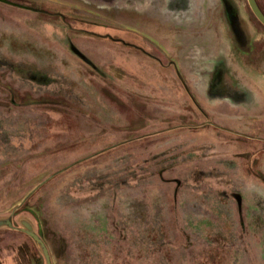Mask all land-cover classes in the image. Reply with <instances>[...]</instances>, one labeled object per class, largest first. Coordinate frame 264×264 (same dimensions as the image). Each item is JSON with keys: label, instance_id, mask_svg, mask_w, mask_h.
I'll use <instances>...</instances> for the list:
<instances>
[{"label": "rangeland", "instance_id": "rangeland-1", "mask_svg": "<svg viewBox=\"0 0 264 264\" xmlns=\"http://www.w3.org/2000/svg\"><path fill=\"white\" fill-rule=\"evenodd\" d=\"M8 1L0 217L46 180L15 220L52 264H264V26L248 1L194 18L169 0ZM237 9L247 24L228 22ZM93 23L107 59L86 53ZM34 243L0 229V264H45Z\"/></svg>", "mask_w": 264, "mask_h": 264}, {"label": "crops", "instance_id": "crops-1", "mask_svg": "<svg viewBox=\"0 0 264 264\" xmlns=\"http://www.w3.org/2000/svg\"><path fill=\"white\" fill-rule=\"evenodd\" d=\"M156 1L160 4L161 1H163V0H156ZM165 1H168V0H164V2ZM168 2H169L168 6L170 8V10H169L170 14H176V17L178 14H181V13H185L186 15H190L193 18L195 15L200 13L203 17V15H205L204 12H207L206 10H208L211 5H214L215 3L217 4V2L220 3V5H222L221 6L222 13L225 15V13L227 12L226 8H225V4H223L222 0H169ZM219 13H220V11H219ZM207 15H208V13H207ZM233 15H235L234 18L231 19L229 17L228 22H230V23L233 21L236 22L237 20L242 19L247 24V19H246V17L242 16V13L240 10L237 9L236 13L235 14L233 13ZM216 17H219V14L216 15ZM94 24L95 23H93V25ZM186 24H188L189 28L191 27V30H193L194 26H195V28L197 27V25L196 24L194 25V23L192 21L187 20ZM93 28H95V25L93 26ZM95 29L96 30H94L93 32L99 33L100 35H104V36H100L101 39H99V41H97L96 38H91L92 40H90V38H88L89 39L88 40L89 43L87 44L88 51L86 53H88L89 55H92V57H94L96 59H102V60H104L105 58L107 59V56H106L107 46L109 45V43L111 41V37L109 35L110 32L103 29L102 26L99 28H95ZM102 33H105V34H102ZM106 33H109V34H106ZM113 42L117 43V44L124 43V44H127L129 47H132L131 42H129L123 36H122V38L115 39ZM136 45L139 46V48L141 47L138 44H136ZM71 48L73 50L72 52H74L77 56H79L81 58H82V56H84V54H82V52H81V49L80 50H79V48L77 49L74 45H72ZM141 49H142V47H141ZM144 50L145 49H142L141 51H143L144 53L145 52L149 53V51H146V50L144 51ZM123 59L125 60L124 57H123ZM86 60H87L86 62L88 64H91L92 67L96 68L89 58H87ZM125 65L126 64H124V66ZM137 65H139V61L137 62ZM157 65H159V63H157L156 66ZM162 70H163L162 72H164V70H165V72L167 73L170 69L165 66V69H162ZM128 74L130 75V73H128ZM70 93H71V96L74 97V100L76 98H78V95H76L74 93L73 88H72V90H70ZM191 97H192V94H191ZM194 97H195V95H194ZM193 100L196 101L197 99H193ZM75 101H77V99ZM196 102H198V101H196ZM114 111L117 113H121V111L117 108H116V110L114 109Z\"/></svg>", "mask_w": 264, "mask_h": 264}, {"label": "water", "instance_id": "water-1", "mask_svg": "<svg viewBox=\"0 0 264 264\" xmlns=\"http://www.w3.org/2000/svg\"><path fill=\"white\" fill-rule=\"evenodd\" d=\"M1 1L9 2L8 0H1ZM247 1H248L247 4L250 7L253 15L256 17L258 22L264 26V11L259 6L258 0H247ZM43 183H41L37 188H39ZM37 188H35V189H37ZM33 191H31L24 198L23 203L28 199V197L31 195V193ZM23 203L19 207L17 206L16 208H14L10 214L0 217V229H4V228H6V229H17L18 231H21V232L25 233L26 235H28L35 242L34 244H35L36 248L39 250V252L43 256V258L45 259V261H44L45 264H52L53 260H52L50 250L47 246L46 241L44 240V238L40 235V233L36 229V225H35V222L33 221V219H31L28 216L22 215L15 220V211L17 209L21 208Z\"/></svg>", "mask_w": 264, "mask_h": 264}, {"label": "trees", "instance_id": "trees-1", "mask_svg": "<svg viewBox=\"0 0 264 264\" xmlns=\"http://www.w3.org/2000/svg\"><path fill=\"white\" fill-rule=\"evenodd\" d=\"M259 2V1H258ZM259 4V3H258ZM260 6V5H259ZM261 7V6H260ZM261 9H262V7H261ZM263 10V9H262ZM24 208L25 207H22V208H20L19 210H18V213H20V212H22L23 210H24ZM42 236V235H41ZM33 241V240H32Z\"/></svg>", "mask_w": 264, "mask_h": 264}]
</instances>
